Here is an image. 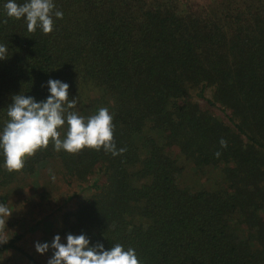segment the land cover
<instances>
[{"label":"trees","instance_id":"1","mask_svg":"<svg viewBox=\"0 0 264 264\" xmlns=\"http://www.w3.org/2000/svg\"><path fill=\"white\" fill-rule=\"evenodd\" d=\"M29 173L87 191L33 223L59 264H264V0H0V197Z\"/></svg>","mask_w":264,"mask_h":264},{"label":"rangeland","instance_id":"2","mask_svg":"<svg viewBox=\"0 0 264 264\" xmlns=\"http://www.w3.org/2000/svg\"><path fill=\"white\" fill-rule=\"evenodd\" d=\"M198 1L205 3L211 0ZM85 108H82V110L86 111L88 109L91 113L96 111V108L90 109L89 105ZM30 139V134L15 137L12 147L14 159H20L27 153ZM181 161L184 181L189 184L195 183V181L197 183L205 181V175H199L198 172H195L193 165L189 161ZM53 173V165L47 163L44 173H42L43 181L51 179ZM211 173L214 174L213 172ZM44 176L50 178H44ZM39 180V174L29 173L20 175L15 183H11L6 187L7 194H3L0 197V241L18 233L20 234L18 245L32 253L41 264H59L60 259L55 251L57 243L56 241L53 242V237L47 235V226L56 220L57 215H51L46 222L41 220L38 224L34 225L33 223L43 213L51 212L57 205L71 206L74 201L78 200L87 191L83 189L80 191L79 185L74 182L70 185L53 178L57 184L53 180L49 184L47 183V195L41 198L39 204L32 205V202L38 199ZM3 191L5 192V189ZM74 191H78V194L75 195ZM9 258V262L21 264L23 257L18 253L9 252Z\"/></svg>","mask_w":264,"mask_h":264}]
</instances>
